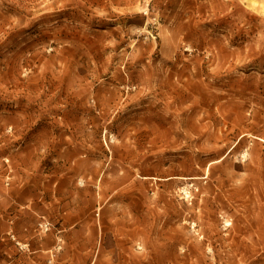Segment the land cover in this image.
<instances>
[{
	"label": "rangeland",
	"instance_id": "374dc122",
	"mask_svg": "<svg viewBox=\"0 0 264 264\" xmlns=\"http://www.w3.org/2000/svg\"><path fill=\"white\" fill-rule=\"evenodd\" d=\"M121 255L264 264V0H0V264Z\"/></svg>",
	"mask_w": 264,
	"mask_h": 264
},
{
	"label": "crops",
	"instance_id": "0c3cea01",
	"mask_svg": "<svg viewBox=\"0 0 264 264\" xmlns=\"http://www.w3.org/2000/svg\"><path fill=\"white\" fill-rule=\"evenodd\" d=\"M80 222H81L80 218L73 217V222H72L73 236H74V239H76V243H77V239H78V245H79V239H80L81 234H82V229H81V227L79 225ZM124 249H126V247H124ZM122 250H123V246L120 247V251L121 252H122ZM109 251L111 253H113L114 252V248H110ZM96 261H97V258L94 259V260H91L90 264H93V262H96ZM105 264H128V261L126 260L125 257H123V255H121L119 258H116L115 260L113 258L106 259V263Z\"/></svg>",
	"mask_w": 264,
	"mask_h": 264
},
{
	"label": "bare ground",
	"instance_id": "6f19581e",
	"mask_svg": "<svg viewBox=\"0 0 264 264\" xmlns=\"http://www.w3.org/2000/svg\"><path fill=\"white\" fill-rule=\"evenodd\" d=\"M198 178H190V180H197ZM227 226H229L228 224H227Z\"/></svg>",
	"mask_w": 264,
	"mask_h": 264
}]
</instances>
